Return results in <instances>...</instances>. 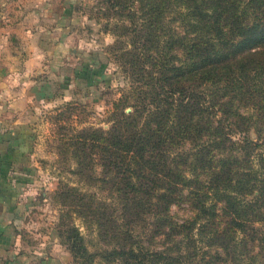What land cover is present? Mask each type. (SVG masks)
I'll return each mask as SVG.
<instances>
[{
	"label": "trees",
	"instance_id": "16d2710c",
	"mask_svg": "<svg viewBox=\"0 0 264 264\" xmlns=\"http://www.w3.org/2000/svg\"><path fill=\"white\" fill-rule=\"evenodd\" d=\"M94 1L127 85L104 127L57 124L59 242L75 264H264V0Z\"/></svg>",
	"mask_w": 264,
	"mask_h": 264
},
{
	"label": "rangeland",
	"instance_id": "374dc122",
	"mask_svg": "<svg viewBox=\"0 0 264 264\" xmlns=\"http://www.w3.org/2000/svg\"><path fill=\"white\" fill-rule=\"evenodd\" d=\"M94 3V0H0V7H5L11 22H20L19 27L27 30L18 36L20 42L10 41L12 47L22 42L29 46L40 42L43 65L47 66H40L36 80L29 82V100L24 105L28 112L25 117L30 131L31 159L27 166L29 179L24 182L29 190L22 204L24 224L20 228L24 256L18 264H75L57 237L59 205L53 193L59 183L77 185L70 162H62L56 153L57 124L66 128L104 127L112 102L127 85L115 59L107 53L115 38L103 30L102 17L95 19L90 10ZM66 105L71 106L63 115L66 118L56 121V113ZM249 136L253 138L252 133ZM171 212H177L176 208L172 207ZM79 230L86 234L83 227ZM91 243L89 249L102 246ZM91 264L118 263H105L95 257Z\"/></svg>",
	"mask_w": 264,
	"mask_h": 264
},
{
	"label": "crops",
	"instance_id": "0c3cea01",
	"mask_svg": "<svg viewBox=\"0 0 264 264\" xmlns=\"http://www.w3.org/2000/svg\"><path fill=\"white\" fill-rule=\"evenodd\" d=\"M3 3V2H2ZM4 6V3L1 4ZM20 22H11L5 7H0V264H18L21 257L20 228L24 224L22 204L29 190V137L24 105L29 100L30 81H35L43 65L40 42L29 46L11 42L23 35ZM24 35V39H27ZM21 40H19L20 42ZM18 43V42H15ZM26 44V45H25ZM42 47V48H41ZM51 63V62H49ZM17 262V263H16Z\"/></svg>",
	"mask_w": 264,
	"mask_h": 264
},
{
	"label": "water",
	"instance_id": "95a60500",
	"mask_svg": "<svg viewBox=\"0 0 264 264\" xmlns=\"http://www.w3.org/2000/svg\"><path fill=\"white\" fill-rule=\"evenodd\" d=\"M127 111H129V108H126V109H125V112H127Z\"/></svg>",
	"mask_w": 264,
	"mask_h": 264
}]
</instances>
